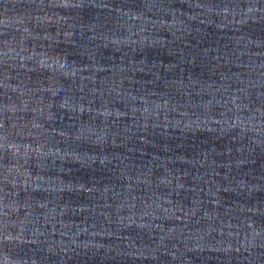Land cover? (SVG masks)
<instances>
[{"label":"water","instance_id":"obj_1","mask_svg":"<svg viewBox=\"0 0 264 264\" xmlns=\"http://www.w3.org/2000/svg\"><path fill=\"white\" fill-rule=\"evenodd\" d=\"M0 264H264V0H0Z\"/></svg>","mask_w":264,"mask_h":264}]
</instances>
